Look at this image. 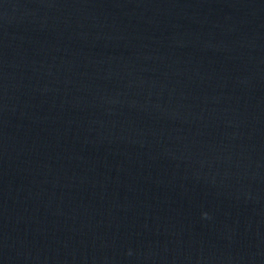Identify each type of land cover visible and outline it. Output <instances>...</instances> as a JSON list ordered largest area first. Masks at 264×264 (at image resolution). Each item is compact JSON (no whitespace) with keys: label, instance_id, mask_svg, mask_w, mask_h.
I'll return each instance as SVG.
<instances>
[{"label":"water","instance_id":"95a60500","mask_svg":"<svg viewBox=\"0 0 264 264\" xmlns=\"http://www.w3.org/2000/svg\"><path fill=\"white\" fill-rule=\"evenodd\" d=\"M0 264H264V0H0Z\"/></svg>","mask_w":264,"mask_h":264}]
</instances>
